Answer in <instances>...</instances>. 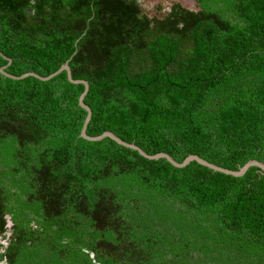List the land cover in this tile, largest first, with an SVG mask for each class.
<instances>
[{"label": "trees", "instance_id": "16d2710c", "mask_svg": "<svg viewBox=\"0 0 264 264\" xmlns=\"http://www.w3.org/2000/svg\"><path fill=\"white\" fill-rule=\"evenodd\" d=\"M0 0V68L68 62L86 133L229 170L264 164V0ZM159 8V7H158ZM82 84L0 74V234L7 264H264V174L175 168L80 137Z\"/></svg>", "mask_w": 264, "mask_h": 264}, {"label": "water", "instance_id": "95a60500", "mask_svg": "<svg viewBox=\"0 0 264 264\" xmlns=\"http://www.w3.org/2000/svg\"><path fill=\"white\" fill-rule=\"evenodd\" d=\"M3 58L8 62V65L3 66L0 68V74L4 75L5 77L12 79V80H22L28 77H34L40 81H49L50 79L54 78L55 76L59 75L60 73H62L63 71L66 72V76L68 81L71 84H82L84 86V91L81 93L79 100H78V105L84 110L86 111V118L84 120L81 132H80V137L87 140V141H92V142H97V141H101L105 138H109L112 141L116 142L117 144L132 149L136 152H138L142 157H144L147 160H159V159H165L168 163H170L173 167L175 168H184L185 166L189 165L191 162H196L198 164H200L201 166L207 167L210 170L214 171V172H219L225 175H229L235 178H239L242 177L246 174V172L251 168V167H255L258 169L259 172L264 174V164L257 161V160H250L248 161L246 164H244L243 166L239 167L238 170H229L226 168H222L219 167L217 165H214L212 163H209L208 161L202 159L201 157H199L198 155H189L187 156L182 162H177L175 161L169 154L167 153H163V152H159L156 153L154 155H149L146 152H144L141 148H139L138 146H136L133 143H127L123 140H121L118 136H116L114 133L106 131L104 133H102L99 136H90L86 133L87 130V126L91 120L92 117V111L91 109L84 103V98L88 93L89 90V84L87 81L84 80H74L72 78V74H71V69L68 65V62H66L65 64H63L57 71H55L54 73L43 77L41 75H38L36 73L33 72H28L25 73L21 76H15L12 74H9L8 72H6L7 67L11 64V59L4 57Z\"/></svg>", "mask_w": 264, "mask_h": 264}, {"label": "rangeland", "instance_id": "374dc122", "mask_svg": "<svg viewBox=\"0 0 264 264\" xmlns=\"http://www.w3.org/2000/svg\"><path fill=\"white\" fill-rule=\"evenodd\" d=\"M173 3L180 4L183 8L189 11L199 10L195 0H141V8L146 11L149 17H162L173 6ZM159 7V8H158ZM0 264H6L5 261H1Z\"/></svg>", "mask_w": 264, "mask_h": 264}, {"label": "flooded vegetation", "instance_id": "af4514ba", "mask_svg": "<svg viewBox=\"0 0 264 264\" xmlns=\"http://www.w3.org/2000/svg\"><path fill=\"white\" fill-rule=\"evenodd\" d=\"M5 218L7 220V224L5 225L3 232L0 234V262L3 260L6 263L5 252L11 244L13 224L8 216Z\"/></svg>", "mask_w": 264, "mask_h": 264}]
</instances>
